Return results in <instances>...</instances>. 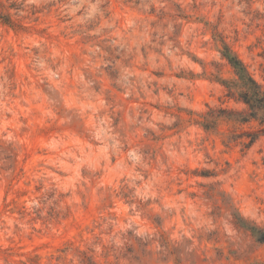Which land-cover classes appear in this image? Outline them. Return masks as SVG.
<instances>
[{"label":"rangeland","instance_id":"rangeland-1","mask_svg":"<svg viewBox=\"0 0 264 264\" xmlns=\"http://www.w3.org/2000/svg\"><path fill=\"white\" fill-rule=\"evenodd\" d=\"M225 45L264 86V0H0V264H264Z\"/></svg>","mask_w":264,"mask_h":264},{"label":"trees","instance_id":"trees-1","mask_svg":"<svg viewBox=\"0 0 264 264\" xmlns=\"http://www.w3.org/2000/svg\"><path fill=\"white\" fill-rule=\"evenodd\" d=\"M221 54L227 60L235 75V78L231 80L224 79L221 82L227 89L228 95L244 104V108L242 110L222 109L220 112L224 113V118L241 124L255 122L256 129L245 134L248 137V144H252L259 136L264 135V86L253 76L247 65L229 46L225 45L221 50ZM203 122H205L203 123L205 126L209 124L206 121ZM239 220L246 222L241 216H239ZM248 228L254 235L258 236V232H260L258 227L250 225ZM76 252L79 264H97L86 251L77 249Z\"/></svg>","mask_w":264,"mask_h":264}]
</instances>
